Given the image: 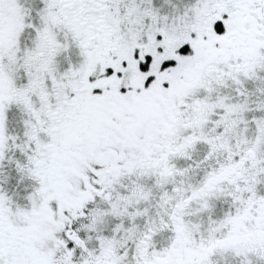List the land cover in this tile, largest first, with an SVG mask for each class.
<instances>
[{
    "label": "snow or ice",
    "instance_id": "snow-or-ice-1",
    "mask_svg": "<svg viewBox=\"0 0 264 264\" xmlns=\"http://www.w3.org/2000/svg\"><path fill=\"white\" fill-rule=\"evenodd\" d=\"M0 264H264V0H0Z\"/></svg>",
    "mask_w": 264,
    "mask_h": 264
}]
</instances>
